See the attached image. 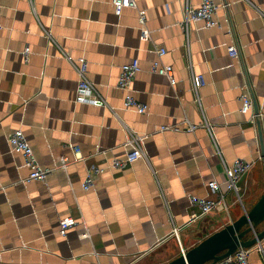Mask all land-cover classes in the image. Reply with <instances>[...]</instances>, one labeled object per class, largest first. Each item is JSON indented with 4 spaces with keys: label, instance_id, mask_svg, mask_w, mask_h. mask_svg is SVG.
<instances>
[{
    "label": "crops",
    "instance_id": "0c3cea01",
    "mask_svg": "<svg viewBox=\"0 0 264 264\" xmlns=\"http://www.w3.org/2000/svg\"><path fill=\"white\" fill-rule=\"evenodd\" d=\"M136 1L118 14L112 0H0V264H165L239 218L264 193L257 124L259 116L264 136V0H216L221 27L183 22L186 3L202 0ZM231 44L239 58L230 55ZM161 47L167 49L161 60L174 66L175 85L151 71ZM63 51L87 58L89 78L116 110L76 101L78 73ZM135 58L142 69L132 93L149 105L145 113L125 109L126 93L117 85L122 65ZM190 61L206 80L202 105ZM245 84L259 115L255 108L241 111ZM184 119L210 121L221 152L205 127L157 131ZM19 127L40 163L53 169L47 180L23 182L29 169L8 143ZM128 129L150 134L146 157L108 169L85 190L91 163L127 155ZM238 157L256 160L241 180L240 199L227 190L224 164ZM214 180L227 208L191 219L200 212L190 196L216 197ZM65 217L78 223L63 235ZM256 245L264 249V239L252 246L250 259L264 264Z\"/></svg>",
    "mask_w": 264,
    "mask_h": 264
},
{
    "label": "built area",
    "instance_id": "2783aa9c",
    "mask_svg": "<svg viewBox=\"0 0 264 264\" xmlns=\"http://www.w3.org/2000/svg\"><path fill=\"white\" fill-rule=\"evenodd\" d=\"M115 10L118 14H121L123 9L127 7H136V0H112ZM220 8V4L216 0H202L198 5H192L186 3L184 7V23L188 25L189 23H200L203 22L205 27H221L222 24L217 18V13ZM1 14V6H0ZM264 14V13H263ZM139 23L142 29L147 31V14L146 11H139ZM4 27L3 23L0 21V29ZM48 37L52 38L50 30H46ZM229 53L234 58H239V50L235 44L228 46ZM160 58L155 60L151 71L161 75H166L172 85L176 84L175 70L172 64H166L161 60V57L166 54L167 49L161 47L158 50ZM31 52L30 47H26L24 50V55L28 59ZM64 52V56L71 63V65L76 69L78 73V87L76 94V101L78 103H92L95 105H101L105 107H110L107 100L99 93L96 85L89 78L88 70L89 63L87 58L83 56L74 57L67 52ZM141 63L139 58L133 59L129 63H125L121 67V74L118 81V87L123 89L126 93L124 100V108L134 110L139 113H145L149 109L147 103L141 102L132 93V83L136 75L141 71ZM190 76L192 89L195 93V100L199 105H202V98L200 89L205 85L206 80L203 74L196 73L193 69V64L189 63ZM240 99L242 101L241 111L244 113L252 112L254 108V101L250 93L249 87L245 84L242 88ZM116 110L114 107H110ZM200 127H205L210 136L215 142L216 149L220 153L221 150L216 142L213 124L207 119L200 123H192L188 119H184L181 124H167L162 125L157 131H187L194 132ZM129 130V129H128ZM128 137L125 145L131 147L127 155L123 158H114L107 165H100L98 163H91L88 168L86 175L83 179L82 186L85 190H90L95 186L97 179L105 173L108 169H124L128 165L132 164L138 159H144L146 157L145 153V140L150 135L148 133L140 134L132 130L128 131ZM8 143L10 150L13 153H21L24 157V165L29 169V174L23 179V182H29L33 180L45 181L48 178L49 173L53 170L51 167H45L38 160L35 151L29 142L25 131L22 127L16 129L8 137ZM75 153H80L78 147L74 148ZM80 159L83 157L80 156ZM225 164V169L227 173V190L234 191L239 199L241 198V180L243 177L255 166L256 160L246 159L243 157H238L234 159L231 164ZM210 188L212 193L216 197L198 196L191 195L190 201L192 206L199 208V214L193 213L191 219H196L199 216L209 214L213 211L227 208L226 195L221 187V184L214 180L210 182ZM78 221L73 217H65L60 220V233L63 235L67 234L68 229L76 225ZM173 234L179 237V227L174 226ZM260 252L264 249L261 245H256ZM252 247H239L233 254L225 257L224 259L214 263V264H254L250 259V254ZM184 252V250H183Z\"/></svg>",
    "mask_w": 264,
    "mask_h": 264
},
{
    "label": "water",
    "instance_id": "95a60500",
    "mask_svg": "<svg viewBox=\"0 0 264 264\" xmlns=\"http://www.w3.org/2000/svg\"><path fill=\"white\" fill-rule=\"evenodd\" d=\"M256 114L259 115L258 102L254 100ZM257 124L260 133L261 154L264 160V136L261 131L259 116ZM264 224V193L251 209H245L237 219L223 228L208 235L192 248L182 251L181 255L165 264H214L233 254L239 247H252L264 239V229L258 231ZM253 233V237H247Z\"/></svg>",
    "mask_w": 264,
    "mask_h": 264
}]
</instances>
